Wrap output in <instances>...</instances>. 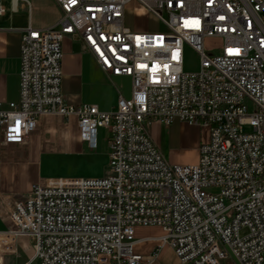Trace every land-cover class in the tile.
Returning a JSON list of instances; mask_svg holds the SVG:
<instances>
[{
  "label": "built area",
  "instance_id": "2783aa9c",
  "mask_svg": "<svg viewBox=\"0 0 264 264\" xmlns=\"http://www.w3.org/2000/svg\"><path fill=\"white\" fill-rule=\"evenodd\" d=\"M54 1L57 27L21 32L19 97L0 101L1 139L23 144L44 115L74 117L89 149L98 129L109 132L108 172L44 178L10 205L0 193V264L20 255L23 235L33 253L21 264H148L161 245L179 264H264V0ZM131 2L164 28L128 27ZM67 35L105 72L130 78L111 110L65 101ZM209 37L222 41L216 54L205 51ZM185 48L196 71L183 70ZM174 119L208 128L194 163H169L145 132ZM146 228L160 233L137 235ZM148 242V255L136 250Z\"/></svg>",
  "mask_w": 264,
  "mask_h": 264
},
{
  "label": "crops",
  "instance_id": "0c3cea01",
  "mask_svg": "<svg viewBox=\"0 0 264 264\" xmlns=\"http://www.w3.org/2000/svg\"><path fill=\"white\" fill-rule=\"evenodd\" d=\"M27 1L28 4L20 0L14 4L12 0H0V5L4 8L0 14V101L3 108H7L8 102L17 101L19 97L21 32L29 25L34 28L57 27L61 14L54 0ZM126 25L136 27L131 23ZM62 50L61 87L67 103L78 105L82 101H90L96 103L99 109L109 111L116 104L118 90L124 94L129 92L130 88L128 91H122L116 85L118 79L125 76L105 72L80 37L65 36ZM108 87L111 88L110 98L105 95V89ZM102 129L104 128L98 129L96 147ZM145 132L165 159L176 164L194 163L198 157V146L208 139L207 127L189 125L178 119L168 125L158 121L148 122ZM107 138L104 137V140L107 141ZM75 147L81 150L86 145L79 139L74 117L44 115L39 120L37 129L23 144H3L0 135V193L9 197L7 204H11V199L24 198L36 182L47 178L41 174V162L46 152L62 149L72 151ZM188 149L194 150L197 155L193 158H182ZM6 224L7 219L0 215V231L6 229ZM152 244H147L145 252L137 251L148 255ZM139 247L140 245L136 246ZM7 256L9 255L3 257L4 264H7Z\"/></svg>",
  "mask_w": 264,
  "mask_h": 264
},
{
  "label": "rangeland",
  "instance_id": "374dc122",
  "mask_svg": "<svg viewBox=\"0 0 264 264\" xmlns=\"http://www.w3.org/2000/svg\"><path fill=\"white\" fill-rule=\"evenodd\" d=\"M125 23H131L133 27L148 30L163 29V25L158 23L152 16L146 14L139 7H135L134 3L126 5ZM141 26V27H140ZM135 27V28H136ZM222 41L217 37H209L205 39V51L209 53H218L221 49ZM199 66L198 56L189 48H185L183 59V70L186 72L196 71ZM127 77V76H125ZM120 78L116 85L122 91H128L130 88V78ZM111 88L105 89V95L110 98ZM251 128L248 125H243V131L249 132ZM104 137H109V132L106 129L100 130L99 144L96 148L89 149L83 147L79 150L77 147L74 150L62 149L53 152H46L42 158L41 174L44 177H101L108 172L107 152L108 143ZM186 155L182 158H193L197 152L187 150ZM243 231H241L242 233ZM159 229L146 228L139 229L138 236L141 235H159ZM140 245L136 250H147V244ZM153 245V244H152ZM18 257L9 255L6 257L7 264H21L28 257L32 256L33 246L29 236L23 235L18 240ZM149 254V253H148ZM33 264H38L35 261ZM148 264H179L178 259L174 255L172 249L168 245H161L157 249L154 259Z\"/></svg>",
  "mask_w": 264,
  "mask_h": 264
}]
</instances>
